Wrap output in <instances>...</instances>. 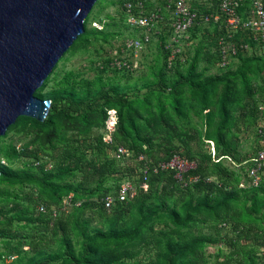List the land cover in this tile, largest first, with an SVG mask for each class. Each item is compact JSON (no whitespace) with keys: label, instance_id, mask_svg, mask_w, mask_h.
Returning a JSON list of instances; mask_svg holds the SVG:
<instances>
[{"label":"trees","instance_id":"obj_1","mask_svg":"<svg viewBox=\"0 0 264 264\" xmlns=\"http://www.w3.org/2000/svg\"><path fill=\"white\" fill-rule=\"evenodd\" d=\"M125 1L127 0H121L120 4ZM120 21L129 31V27L124 23V17H121ZM111 24L117 25L114 21ZM93 32L100 35L105 31L93 29ZM214 32L213 29L209 30L210 39L206 38V41L203 40L204 43L197 46L185 65L178 64L172 70L167 68V56L162 52L161 44H155L154 48L158 54L155 77L147 80L145 78L143 84L137 86L136 90L130 87L134 82H129L137 78L135 75L110 74L108 70L99 71L94 67L97 71L95 81L87 85L82 98L75 99L72 95L61 93L46 98L40 97L52 102L46 120L38 122L28 117H20L17 120L26 123L21 130L25 136L45 138L49 135L48 146L51 151L46 153L49 155V161H44L43 157L46 156H41L42 147L34 136L31 143L32 146H36L35 148L30 147L29 143L21 150H17L13 143H9L8 147L0 146V182L32 187L27 197L34 205H29L22 211L19 205L14 204L10 211L19 212L18 214L16 212L13 219L25 222V226L33 225L36 238H40V231L65 232L68 223H63V218L86 209L99 213L105 224L103 229L86 234L87 241L83 243L77 255L70 242L64 241V251L52 256L47 255L45 264L58 260H63L61 264H113L121 260H134L153 249L156 258L147 264H180L182 260L189 264H198L199 259L201 264H207L209 257L204 250L207 245L221 242L224 231L221 221L233 219L230 215L236 206L234 203L242 195H264V187L239 189L241 174L225 164V161L231 159L241 165L252 158L249 154L255 156L259 148V137L258 135L253 137L255 135L253 130L258 119L257 107L264 102V85L253 86L246 70L248 68L251 70L253 62L260 64L262 59L257 56L259 52L255 44L251 43L253 52L240 53L227 68L219 69L217 67L219 56L214 49L216 47ZM111 36L104 45H101L102 50L119 37L120 32L117 31ZM200 60H207L211 68L223 73L204 77L202 73L197 72ZM236 61L241 62V65L232 72L230 70ZM111 75L120 78L111 79L114 77ZM48 80L37 90L36 96ZM114 80L119 81L117 85L125 80L126 83H123L125 89L116 88ZM100 83L113 87L104 90L100 95H94L90 85ZM184 85H188V90L202 100L204 112L209 116L204 127L208 142L206 144L214 142L218 157L215 159H220L219 162H214L210 150L204 151L203 148L195 150L192 144L198 132L185 133L178 127V118H181L184 112L182 106V98L186 93ZM219 87L221 91L217 111L213 113L207 108L208 97ZM259 94L262 95L260 101L257 97ZM138 100H143L144 114L134 107ZM239 105H243L244 110H239L240 112L233 110L239 108ZM109 109L116 110L118 116V126L112 144L104 142L102 132L98 131L94 135L92 128L94 122L100 126L105 123ZM214 118L218 121L213 120ZM76 121L83 126L82 131L78 129L79 124H76ZM215 121L217 125L212 129ZM249 133H252L255 144L253 152L244 156L240 148L243 143L242 135ZM231 137L235 138L234 143ZM120 146L129 149L132 156L118 157L115 153ZM176 154L197 163V168L186 175L188 182L186 187L175 180L173 172L154 171L159 163L168 162ZM21 161L24 162V166L15 168V164ZM145 170L147 171L144 172ZM79 176L82 178L78 179ZM194 177H199V180L190 182L189 180ZM126 180L131 181L139 190L132 199L120 202L117 199V192L121 183ZM143 184L148 185L147 191L141 188ZM10 190L9 187L4 188L0 193H8L10 196L12 193ZM176 191L180 192L181 196L193 198L183 203L182 210H185L183 217H186V222H191L194 227L200 225L209 233L189 230L180 235L178 230L170 228L164 219L162 222L165 225L161 230L158 231L154 224L152 225L155 218L159 220L162 217L161 208H164L166 203L163 197H170ZM199 193L204 197L197 203L196 195ZM157 194L163 199H158L156 204L154 201ZM14 196L13 201L9 202L15 203L18 196L16 193ZM107 197L115 199L110 209H107L104 203ZM66 198H70L72 206L67 207L64 204ZM78 203L80 206H77ZM42 206L45 207V212L40 210ZM176 208L169 217L175 228L183 226L178 223L181 218L179 211L182 210ZM212 231L213 234L210 233ZM237 243L238 241L232 243V247L235 248ZM31 244L33 243H30L29 247ZM23 252L27 251L24 249ZM248 255L249 257L251 255V264H260L254 253L250 251ZM5 258L15 259L11 255ZM135 264H139L138 261ZM215 264L232 263L229 259H219Z\"/></svg>","mask_w":264,"mask_h":264},{"label":"rangeland","instance_id":"obj_2","mask_svg":"<svg viewBox=\"0 0 264 264\" xmlns=\"http://www.w3.org/2000/svg\"><path fill=\"white\" fill-rule=\"evenodd\" d=\"M121 0H103L98 2L90 16L88 17L85 23V33L81 35L75 44L70 48V50L65 54L64 58L58 63L57 67L51 74L48 82L46 83L45 87L41 89L37 96L38 98H46L49 95L61 93L65 95H72L75 99H80L83 97L84 92L87 90V85L92 81H95L97 71L94 69L96 68V63H98L100 59L99 52L102 50V46L108 41L113 35V33L119 31L120 36L115 38L111 41V43L104 47V49L112 46L114 43H119L121 40L130 36V33L125 29L122 25L121 19ZM152 1V0H151ZM97 21H104L103 34L96 35L93 32L92 25L94 22ZM112 21L117 23V25H112ZM110 25V26H109ZM108 26V28H107ZM123 31V35L122 34ZM101 48V49H99ZM99 50V51H98ZM259 58L262 59L261 63L258 64L253 62L251 64V70L248 68L246 71L248 72L247 76L249 81L253 84V86H262L264 85V48H261L258 51ZM157 51L153 47L152 52L147 54V57L144 60V67L140 74H136L133 80L129 82L132 83L130 87L135 88L143 84V82L147 79H153L154 73L156 72L155 67L158 65V60H156ZM158 55V54H157ZM159 59V58H158ZM156 63V64H155ZM211 64L207 60H200L198 64L197 72L202 73L203 76L221 74L222 71H218V69H213L210 66ZM241 65V62L236 61L232 66L230 71L234 72L236 69ZM93 67V68H92ZM143 72V73H142ZM142 74V75H141ZM138 75V76H137ZM144 75V76H143ZM111 79H119L120 77H115V75ZM142 78H140V77ZM139 77V78H138ZM108 78V77H107ZM108 81V79H104ZM113 81V80H112ZM115 81L116 88H124L123 83H126L125 80L117 85L116 83L119 82ZM137 82V83H135ZM104 83V82H102ZM113 84V83H112ZM104 87V88H103ZM113 86L110 84H93L90 85V88L93 90L94 95H100L103 93L104 90H109ZM186 87V93L183 95L182 98V106L184 109L183 115L181 118H178V127L188 133V131L198 132V135L193 140V146L195 150L202 149L205 151L210 150V144L206 141V130L205 126L207 121L209 120V116L204 112V106L202 103L201 98L192 93L188 90V85H184ZM221 91V87L217 88L209 97H208V107L210 111L216 113L217 105L219 102V94ZM36 94V93H35ZM36 96V95H35ZM36 96V97H37ZM262 95L259 94L258 101L261 100ZM40 98V99H41ZM43 100V99H42ZM51 101V100H50ZM139 101V102H138ZM134 107L138 109L141 114L145 113V106L142 102L143 100H138ZM155 101V99L153 100ZM141 103L143 104L141 106ZM147 107V106H146ZM238 109V110H237ZM233 109L236 112H240L244 110L243 105H239V108ZM240 110V111H239ZM248 110V109H247ZM246 111V110H245ZM177 118V117H176ZM213 120L218 121L217 118ZM213 123L212 129L216 127L217 122ZM106 122V118H105ZM79 124L78 121L75 122ZM25 122H18L13 125V127L8 129L6 135L0 139V146L8 147L10 144L13 143L17 150H21L23 146H27L30 144L32 146V138L33 136L38 140L42 147L41 156L43 157L44 161H49V155L46 154L47 151H51L48 145L50 142V136H46L45 138H38L37 136H25L22 134L24 129ZM78 127V125H77ZM82 125L79 124L78 129L82 131ZM73 128V127H71ZM94 135L99 131L104 134L105 123L100 126L99 123L94 122L92 125ZM200 131L202 134L200 135ZM205 131V132H204ZM69 132V130H68ZM51 135V134H50ZM232 138V137H231ZM231 141L234 143L235 138H232ZM243 141V140H242ZM214 143V142H213ZM253 141H246L241 144L242 154L244 156L248 155V153H252L253 151ZM209 145V146H208ZM180 147V145L178 144ZM33 148V149H34ZM40 148V147H39ZM5 153V152H4ZM218 158L216 156V151L214 153V162H219V160L215 159ZM22 160V159H21ZM4 162V161H3ZM5 163V162H4ZM23 161L18 162L15 164V168H22ZM53 164V163H52ZM226 166L234 170L236 173L244 171L243 168L238 166L236 167L231 161H225ZM246 166H244L245 168ZM51 169V167H49ZM81 176L78 177L80 179ZM82 178V177H81ZM72 180V179H70ZM79 181V180H78ZM11 189V195L9 196L8 193H0V264H45L47 263L46 258L47 255H54L55 253L63 252V244L64 241H69L73 250H75V254L77 255L81 251V246L85 241H87L86 234L93 233L98 229H103L105 227L104 221L102 218L99 217V213H94L92 209H86L84 211L76 212L72 215L64 217L63 223H68L66 225V231L63 232L62 230L57 231H40L39 236L40 238H36L35 229L33 225H26L25 222H18L13 219L18 214L19 211H10L11 207L14 204L19 205L21 210H25L26 207L29 205L33 206L34 204L30 202L28 193L31 192L32 187L24 186H13L9 182L1 183L0 182V190L3 191L4 188ZM15 193L18 196L15 199V203L9 202L13 201L15 198ZM198 197L197 203L202 200L204 195L199 193L196 195ZM162 197V196H161ZM158 194L155 197L154 203L157 204L158 199L165 198V205L164 208H161V218L154 219L152 225L154 224L155 228L159 231L165 225L162 222V219L169 223V227L173 229H177L178 233L182 235L184 232L189 230H194L197 233H209L207 229H204L202 226L194 227L191 222H186L185 210L183 209V203L187 202L193 198L181 196V193L176 191L170 197L164 196L161 198ZM10 198V199H9ZM196 198L194 197V202ZM236 206L231 213L232 220H226L225 222L221 221V227L223 226V237L221 238V242L215 243L213 245H207L204 252L208 258L207 264H215V262L219 259H229L232 264H251V255L249 257L248 253L251 251L255 254V256L259 259L260 264H264V195L261 194H249V195H242L239 197L238 201L234 203ZM176 205L178 206L176 208ZM176 209L182 210L179 211L181 214V218L178 220L179 224L183 226L175 228L169 220L172 212ZM166 209V211H165ZM96 215V217L94 216ZM170 214V215H169ZM168 217V218H167ZM230 217V219H231ZM229 219V218H228ZM187 223V224H185ZM239 227H237V226ZM34 233V234H33ZM45 233V234H44ZM213 234V231L210 232ZM43 234V238H41ZM170 234V233H169ZM36 239H32V237ZM34 241V242H32ZM166 241V239H165ZM238 241L235 248L232 247V243ZM30 243L31 246L29 247ZM20 246L18 247V245ZM23 248V249H22ZM31 248V249H30ZM237 248L239 250L237 251ZM27 252H23V250ZM23 252V253H22ZM155 250H151L147 254H142L138 258L134 260H121L118 263L113 264H135L138 261L139 264H147L149 261L155 260ZM205 254V253H204ZM220 254V255H219ZM11 255L13 258H5L6 256L9 257ZM45 255V256H44ZM220 257V258H218ZM65 258H67L65 256ZM201 259H199V263L201 264ZM42 261V262H41ZM63 260L52 261L48 262V264H61ZM66 264V263H64ZM180 264H189L186 261L182 260ZM195 264V263H194Z\"/></svg>","mask_w":264,"mask_h":264},{"label":"built area","instance_id":"obj_3","mask_svg":"<svg viewBox=\"0 0 264 264\" xmlns=\"http://www.w3.org/2000/svg\"><path fill=\"white\" fill-rule=\"evenodd\" d=\"M120 11L125 25L129 27L128 32L133 34L99 52L100 59L96 63V69L108 70L110 74H139L143 70L147 54L158 43L167 56L169 70L178 64L185 65L197 46L204 43L206 38L210 39L211 29L215 31L214 49L219 56V69L227 68L240 53L253 52L251 43L255 44L257 51L264 46V0H127L121 5ZM102 22H94L92 27L103 30ZM256 113L258 119L253 137H259L257 153L241 165L229 159L238 168L246 166L240 172L238 187L242 190L264 187V102L258 105ZM117 126V111L107 110L105 143H113ZM209 143L214 156V143ZM115 154L123 158L132 156V152L122 146L118 147ZM196 168L195 161L176 154L168 162L159 163L154 171L173 172L175 180L186 187V175ZM198 180L199 177H194L189 181ZM141 188L147 191L148 185L143 184ZM138 190L131 181H123L117 192V199L126 202L135 197ZM114 201L113 197H107L104 200L106 208L110 209ZM64 204L72 206L70 198H66ZM40 210L45 212V207L42 206Z\"/></svg>","mask_w":264,"mask_h":264},{"label":"water","instance_id":"obj_4","mask_svg":"<svg viewBox=\"0 0 264 264\" xmlns=\"http://www.w3.org/2000/svg\"><path fill=\"white\" fill-rule=\"evenodd\" d=\"M103 0H0V139L20 117L44 122L52 102L35 96Z\"/></svg>","mask_w":264,"mask_h":264},{"label":"crops","instance_id":"obj_5","mask_svg":"<svg viewBox=\"0 0 264 264\" xmlns=\"http://www.w3.org/2000/svg\"><path fill=\"white\" fill-rule=\"evenodd\" d=\"M242 140H243V142H246L247 140L248 141H253V143H254V138L252 137V133H249V135H245V134H243L242 135ZM255 144V143H254ZM249 157H253L252 155L250 156V154H249ZM249 160V159H248Z\"/></svg>","mask_w":264,"mask_h":264},{"label":"clouds","instance_id":"obj_6","mask_svg":"<svg viewBox=\"0 0 264 264\" xmlns=\"http://www.w3.org/2000/svg\"><path fill=\"white\" fill-rule=\"evenodd\" d=\"M211 151V150H210ZM212 153V152H211ZM213 155V154H212Z\"/></svg>","mask_w":264,"mask_h":264}]
</instances>
